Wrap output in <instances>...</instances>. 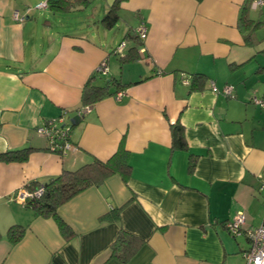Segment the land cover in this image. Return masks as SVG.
<instances>
[{
	"label": "crops",
	"instance_id": "obj_1",
	"mask_svg": "<svg viewBox=\"0 0 264 264\" xmlns=\"http://www.w3.org/2000/svg\"><path fill=\"white\" fill-rule=\"evenodd\" d=\"M48 1L0 0V154L31 148L25 161H0V264H244L247 233L264 220V108L253 102L264 97V59L248 65L264 56V44L243 41L244 0H122L112 28L101 19L114 0L34 11ZM262 10L264 4L252 6L250 14ZM142 22L143 41L134 32ZM114 29L123 33L120 42ZM129 50L139 58L121 62ZM103 59L106 74L96 72ZM95 73L93 84L114 78L127 86L86 105L69 149H48L37 129L64 111L72 118ZM194 73L205 76L201 89ZM250 74L262 85L246 80ZM228 84L231 95L223 92ZM176 121L187 150L171 148ZM122 139L128 182L112 175L59 207L77 232L72 239L17 198L31 181L109 159ZM120 206L119 222L101 220ZM237 213L245 221L233 235L225 222ZM12 224L25 226L17 243L7 238ZM120 227L144 240L126 263L105 260Z\"/></svg>",
	"mask_w": 264,
	"mask_h": 264
},
{
	"label": "trees",
	"instance_id": "obj_2",
	"mask_svg": "<svg viewBox=\"0 0 264 264\" xmlns=\"http://www.w3.org/2000/svg\"><path fill=\"white\" fill-rule=\"evenodd\" d=\"M73 1L82 3L85 0H49L47 6L53 12H67L73 8ZM121 1L122 0H114L106 14L102 17L101 22L106 28H112L116 24L119 18L118 9ZM252 3L253 0H244L239 17V24L243 29V41L245 45L248 46H256L262 41V39L256 36V33L261 26H264V10L260 11L261 15L253 18L250 14ZM262 51H264V49H262ZM137 58H139V54H137L135 50H129V52L119 56L121 62ZM95 76L96 73L89 77L84 84L81 93V106L74 110L75 113L73 117H68V111H64L61 114L60 118L63 119L62 127H68L69 130H71V128L83 118L85 114L83 109L86 105L90 107L91 104L106 96L113 95L127 86V84L121 83L114 78L107 79L105 85H96L92 83ZM204 78L205 76L201 73H194L192 75V83L196 89L202 88ZM111 86L115 88L112 91L110 90ZM170 132L172 138L171 148L173 150H187L188 145L182 124L178 121L170 124ZM48 149H51L49 144ZM30 150L31 148H23L1 153L0 161H25ZM54 151L58 153L62 152L61 149H54ZM195 162V156L190 155L189 170L194 168ZM112 175H119L125 184L131 176L129 151L126 149L123 139L120 141L115 152L105 161L93 159L74 170H62L58 175L49 179L46 183H39L38 181L27 183L24 187L27 191L34 193L38 188H42V191L39 195H33L27 198L25 205L31 208L35 214L51 218L61 236L65 240H70L77 235V232L61 216L58 210L59 207L85 189L100 185L106 178ZM122 208L123 206L113 207L101 217V220L106 222H119ZM24 232V225L12 224L7 229V238L11 243H17L23 237ZM143 243V239L120 227L105 260L116 259L122 263H126L137 253Z\"/></svg>",
	"mask_w": 264,
	"mask_h": 264
},
{
	"label": "built area",
	"instance_id": "obj_3",
	"mask_svg": "<svg viewBox=\"0 0 264 264\" xmlns=\"http://www.w3.org/2000/svg\"><path fill=\"white\" fill-rule=\"evenodd\" d=\"M262 4H264L262 3V1L256 0L252 3V6L256 7ZM46 5V2H40L35 5V8H43L46 7ZM30 9L31 7H28L26 10L29 11ZM14 17L19 21L24 20V17L19 16L17 12L14 14ZM134 32L141 41L145 40L148 34L147 25L143 22L140 23L135 28ZM122 46H124V42L121 43L118 48H121ZM96 71L103 74L107 73L106 59L101 60V62L97 66ZM233 89L234 86L228 84L223 89V92L225 93V95H231ZM119 95L117 94L116 96L118 97ZM253 102L256 105L264 108V97H254ZM88 109L89 107L86 106L84 107L83 111L86 112ZM62 125L63 119L60 118L58 120L47 121L37 129V132L39 134L44 135L47 138L48 144L50 145L52 151H54V149H61L62 152H64L70 148V143L68 142L70 130L68 127H62ZM41 191L42 188H38L34 193L25 190L22 191V193H20L17 198L20 201H26L27 198L32 197L33 195H39ZM244 221V215L242 213H237L230 220H227L225 222V227L231 234L238 235L239 233H241V225L244 223ZM247 237L249 239V247L242 254L244 264H264V220H262L261 224L258 227L249 230L247 233Z\"/></svg>",
	"mask_w": 264,
	"mask_h": 264
},
{
	"label": "rangeland",
	"instance_id": "obj_4",
	"mask_svg": "<svg viewBox=\"0 0 264 264\" xmlns=\"http://www.w3.org/2000/svg\"><path fill=\"white\" fill-rule=\"evenodd\" d=\"M32 7H33V9L35 8L34 5H33ZM34 11H36V9H34ZM46 15H47V14H46ZM46 17L50 18V16H48V15H47ZM40 19H42V17H41ZM53 19H56V20H57V17H56V18H51V20H53ZM119 25H122V27H124V25L121 24V22L119 23ZM112 35L116 37V41L120 42V40H121V38H122V36H123V33L120 32L119 30H115V29H114V30H112V34H111V36H112ZM256 36H257L258 38L262 39V41H261L260 43L264 44V26H261V27L257 30ZM115 37H114V38L112 37V39H115ZM128 40H129V39H127V41H128ZM129 41H132V40H129ZM250 49L254 50L253 47H251ZM260 59H264V56H262V54H256L255 60L250 61L248 65H254V66L256 67V60H260ZM259 76H260V79H264V73H262V74L259 75ZM101 78H102V79H106V78L103 77V76H102ZM246 80H249V81H253V80H255V82H253V84L262 85L261 82L256 81V76L253 75V74H250L249 77H248V79H246Z\"/></svg>",
	"mask_w": 264,
	"mask_h": 264
},
{
	"label": "water",
	"instance_id": "obj_5",
	"mask_svg": "<svg viewBox=\"0 0 264 264\" xmlns=\"http://www.w3.org/2000/svg\"><path fill=\"white\" fill-rule=\"evenodd\" d=\"M241 30H243V29L241 28Z\"/></svg>",
	"mask_w": 264,
	"mask_h": 264
}]
</instances>
